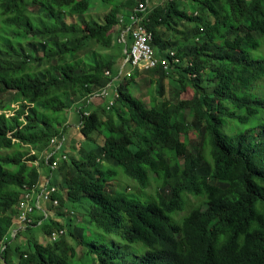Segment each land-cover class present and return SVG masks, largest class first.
Returning a JSON list of instances; mask_svg holds the SVG:
<instances>
[{
  "label": "trees",
  "instance_id": "1",
  "mask_svg": "<svg viewBox=\"0 0 264 264\" xmlns=\"http://www.w3.org/2000/svg\"><path fill=\"white\" fill-rule=\"evenodd\" d=\"M142 1L0 0V246L7 264H71L75 245L88 237L77 213L103 234L147 248L127 264H264V122L240 130L264 111V100L248 93L264 82V57L251 54L264 46V0L154 3L144 26L169 69L129 77L132 66L121 69L131 43L120 39ZM96 6L106 13L90 14ZM89 41L116 44L118 53L90 60ZM141 73L158 77L151 108L130 92ZM114 82L110 109L109 97L99 107L80 106L79 98ZM169 83L181 94L191 88L192 99L172 101ZM14 97L20 102L12 110ZM184 111L193 113L190 123ZM227 121L239 127L232 137L224 133ZM71 129L93 148L61 161ZM55 138L65 144L49 160L60 163L53 172L47 159ZM41 168L57 188L58 206L49 205L46 218L37 211L34 223L18 230L17 207L41 186ZM117 168L141 191L155 175L156 194L117 195L110 186ZM35 227L48 242L35 237ZM59 229L74 240L70 248L64 239L50 242ZM104 250L98 264H114L120 251L109 244Z\"/></svg>",
  "mask_w": 264,
  "mask_h": 264
},
{
  "label": "rangeland",
  "instance_id": "2",
  "mask_svg": "<svg viewBox=\"0 0 264 264\" xmlns=\"http://www.w3.org/2000/svg\"><path fill=\"white\" fill-rule=\"evenodd\" d=\"M105 9L98 8L97 6L94 7V9L91 10L90 14L103 16L106 12ZM129 37V36H127ZM115 40H117V37L115 35ZM3 38H0V41H3ZM264 42V39H263ZM115 49H105L100 48L95 41H89L87 43V48L89 51V59L94 60V54L95 53H101V54H114L118 53V47H116V44H114ZM36 55V53H34ZM253 58H261L264 57V46L261 50H253L251 53ZM38 57H41V55H38ZM129 68V67H128ZM108 73V72H107ZM107 76H109L107 74ZM157 80L158 77L154 76L153 74H145L141 73L139 77L135 79V81L131 82L130 86V92L132 97L135 96L136 98L142 99L147 107L151 108V100L153 95H158V91L156 90L157 87ZM153 81V82H152ZM116 82V81H115ZM111 83L108 85L107 89L109 92V100L114 101L115 96L118 91H116V83ZM126 82V81H125ZM249 95L252 96L255 99H261L264 100V82L261 81L259 84L255 85L249 92ZM193 91L191 88L188 89L187 92H184L183 94L180 93L179 89L174 84H168V96L172 101H175L177 97L181 96V100H191L193 97ZM79 98L78 101L81 102L80 106H84L86 104V99L81 100ZM104 100L97 99L95 100L91 105L94 107H99V105L104 104ZM20 102V100L17 97H14L12 99V103L14 102ZM22 101V100H21ZM11 109L15 110L18 108L19 104H10ZM8 105V106H10ZM233 107V106H232ZM71 117L73 118V115L75 116L76 108H73L71 110ZM237 111V110H236ZM239 114L240 112L237 111ZM8 114H11V111L8 112ZM185 115V120L187 123H190L193 120V113L192 112H185L183 113ZM77 119V118H76ZM76 124H78V119L74 121ZM264 122V111L259 113L256 117H254L249 124L245 126L240 125V130H243L246 127L254 126L258 127L261 123ZM239 131V127H236L235 123L233 121H227L224 127V133L228 137H232ZM73 129L68 133V138H72L70 140V144L68 146H64L63 152H66L68 159L71 156H77L78 152L85 149H92L93 147L90 146L88 143H85L80 137L76 136V134L72 133ZM258 133V129L255 130L254 136H256ZM194 136V135H193ZM183 139V136H182ZM81 147H83L81 149ZM39 156L42 155V149H39L35 151ZM44 155V154H43ZM60 157V154L58 155ZM118 172V176L115 181L110 183V186L113 191L117 192V195H123L127 198H136L137 193L141 192L143 194L152 196L156 194V190H158L159 182L157 181V178L155 175L151 174V180L152 183L150 187L144 191H141L139 185L128 178L126 175H124L123 170L120 168L116 169ZM48 169L47 168H41L42 173V182L41 185L46 183L48 181ZM190 205L196 204L194 199H190ZM51 207L49 205L42 203V209H47L49 213H51ZM190 210V207L185 209L183 212L180 213V215H185ZM75 211V210H74ZM54 212V211H53ZM76 218V222L80 221L81 227H86L88 237L85 238V243L83 245H75V254L73 257H69L71 264H98L99 263V257H106L104 246L105 244H109L110 247L116 248L117 251H120L119 255L112 260L114 264H127L132 263L137 260L146 252L147 248L142 243H132L131 245H127L126 242L123 240L121 235L117 234H111V235H105L103 232H101L99 229H97L94 225L87 224L84 222V217L81 214L74 215ZM64 223V221H63ZM35 237L43 243H46L49 241V239L45 236H41L39 232H41L39 227H35ZM28 235L21 237V242L24 243L28 239ZM65 240V246L64 248H70L72 244H74V240L69 236H64L61 238V240ZM95 245L98 247V250L93 246Z\"/></svg>",
  "mask_w": 264,
  "mask_h": 264
},
{
  "label": "built area",
  "instance_id": "3",
  "mask_svg": "<svg viewBox=\"0 0 264 264\" xmlns=\"http://www.w3.org/2000/svg\"><path fill=\"white\" fill-rule=\"evenodd\" d=\"M168 0H145L139 3L138 7L131 13L130 21L128 28L123 32L120 42L126 44L127 39L129 38L131 46L130 48L125 49L126 59L121 69V74L123 73L124 67L127 65L132 66V69L127 75L129 77L135 71L146 72L150 70L157 69L159 67L164 66L165 69H169V60L159 58L156 50L153 47V33H151L146 26H144V22L148 21L149 8L154 3H161ZM120 22H124V18L120 19ZM129 36V37H127ZM177 58V53L172 52V59ZM168 60V61H167ZM176 62H180L177 58ZM109 75V72L107 73ZM118 95L116 94L115 98ZM109 97V92L107 89H103L95 94L90 95L86 98V104L84 106H92L91 105L98 98L103 100ZM104 100V101H105ZM114 104V101H111L110 109ZM85 116H88L87 114ZM65 144V140L60 141V139L55 138L51 141V148L55 149V152L50 155L47 159V165L51 169V171L55 172L58 170L60 163L58 161H54L52 164L49 163V160L55 156L56 154H61V150ZM68 158L66 155H63L61 161H67ZM44 185V184H43ZM41 185L38 188H34L31 190H27L23 200L17 207V221L19 229H24L26 226H31L34 223V215L37 211L44 213V217H47L46 209H42V203L51 205L53 207L58 206V201H53V196L57 193V188L53 187L50 183V180L46 181L45 185ZM41 222H39L40 224ZM18 230H14L13 236L18 232ZM66 231L64 229H59L51 233L50 242L59 241L64 235ZM5 250V246L2 244L0 246V264H7L3 257V252Z\"/></svg>",
  "mask_w": 264,
  "mask_h": 264
},
{
  "label": "clouds",
  "instance_id": "4",
  "mask_svg": "<svg viewBox=\"0 0 264 264\" xmlns=\"http://www.w3.org/2000/svg\"><path fill=\"white\" fill-rule=\"evenodd\" d=\"M108 99V98H107Z\"/></svg>",
  "mask_w": 264,
  "mask_h": 264
}]
</instances>
